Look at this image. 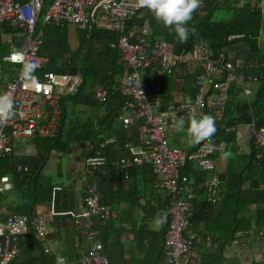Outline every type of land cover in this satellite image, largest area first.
<instances>
[{
  "label": "trees",
  "instance_id": "16d2710c",
  "mask_svg": "<svg viewBox=\"0 0 264 264\" xmlns=\"http://www.w3.org/2000/svg\"><path fill=\"white\" fill-rule=\"evenodd\" d=\"M14 1L22 2L23 0ZM45 5L44 2L43 12L35 24V30L42 32L38 55L43 58V64L40 71L33 73V79L40 80L43 73L53 72L78 76L81 81L73 94H61L57 99L56 121L52 132L43 137H33L25 142L33 150L32 156H27L24 160L15 158L13 154L0 158V177L7 176L10 182V190L0 194V206H5L7 216L24 215L31 218L35 215L36 207L50 204L52 187L57 186L60 190L55 192L52 201L54 210L67 211L69 208L63 203V195L61 196L65 189L47 181L42 173L45 172L50 155L65 156L73 150H78L83 154L82 148L88 146L90 150L85 156L88 158L97 155L103 159V163L88 171L86 169L83 175H80L88 185L96 187L100 202L106 198L115 204L122 197L120 191L125 189L129 192V197L127 196L126 199L129 202L134 201L130 208L137 210L136 201L143 198L145 193L149 192V195H154L156 176L149 165H143L128 169L127 179H124L125 171L114 165L118 157L124 154L122 144L128 141L137 142L142 131V124L139 121L126 128L117 122V117L122 116V107L128 100L119 94L126 69L119 61L118 51L110 48L117 34L107 28L96 29L94 27L90 32L85 30L79 43L75 41L74 45L69 42L70 36L65 24H42L41 16L46 10ZM260 8L251 7L248 0H202V15L197 16L195 11L192 20L188 22L187 27L195 28V34H190L186 43H179L176 33L157 21L148 9L146 15L142 18L137 15L130 23L136 28H140L143 24L147 26L148 46H151L153 41L162 39L173 46L175 53L191 51L200 41L205 43L214 54L221 51L227 54L233 48L241 49L236 57L242 59L243 71L257 74L258 77L251 85L253 86L251 87L252 94L246 98L239 90L230 87L221 117L215 118L217 132L214 136V143L227 144L226 150L233 151L237 146L234 141L237 131L240 132L245 127L247 129V126L251 124L256 127L264 124V54L260 53L257 45L264 6L263 9ZM14 34L18 35L17 29L0 25V37L9 35L10 38L11 45L7 44L8 51L10 47L18 48L21 43V37L16 36V39H13ZM232 35H241V37L229 40L228 37ZM4 45H6L5 42L0 41V49ZM149 70L158 72L144 76L142 82L147 86L150 83L158 84L159 94L165 95L164 92H168L171 86L180 91L185 89L189 99L194 96V75L180 73L176 69L162 71L155 64ZM3 83L0 81L1 89ZM97 90L107 92V97L103 102H97L94 99V93ZM148 91L151 92L152 88L148 87ZM238 96L240 98H236ZM75 106L91 107L90 115L80 111L73 120L72 107ZM46 108L48 111L51 110L48 106ZM99 112L102 113L101 116L97 115ZM47 115L45 124L49 123V113ZM209 115L213 116V114ZM169 129H175V125ZM248 134L249 151L245 156L247 157L246 164L240 165L237 162L239 167L231 168L230 163L228 169L218 177V184L215 186L217 197L215 203L211 204L205 200L203 187L199 185L194 189L190 186L193 190L190 192L192 196L189 199L188 231L196 235L193 240V249L199 256V264H239L236 248L240 249L247 243L246 241L253 239L249 232H252L254 237L264 228V192L256 190L257 183L264 181V147L258 146L253 135L249 132ZM107 137L112 138L113 141L99 147L98 144ZM207 143L205 141L201 144ZM257 151L260 160L253 165ZM218 152L213 151L209 157L214 160ZM236 157L239 159L241 156ZM77 158L79 160L81 156L78 154ZM17 164L25 165L27 169L15 172ZM252 168L253 172L249 171ZM245 169L249 172H245ZM259 169H262L261 178L258 173ZM181 171L189 182L194 179L196 183H199L200 176L203 174V180L208 177V174L200 172L192 162H186ZM156 187L164 192V199L160 200L157 193L154 205L141 204L143 207L138 209L140 213L152 214L153 221L157 213L161 211L167 213L169 207V196L158 186V183ZM5 196L9 198L8 204L2 201ZM5 219L0 216V221ZM115 219L108 220L98 229L97 238L102 242L104 249L115 243V241H111L110 244L106 242L109 235L121 231L119 225L117 227L115 224ZM136 221H130L129 226L136 231V238L140 243L138 246H143L142 239L145 234L147 237L145 248H152L151 245L154 243L157 244L158 249L161 248L162 238L168 224V213L165 223L158 231L149 230L147 221L139 214ZM53 236L55 235L38 239L29 229L28 233L20 238L19 253L10 264H55L57 254L50 246ZM65 241L67 242V239ZM47 242L50 251L44 253ZM69 248L70 251H74L73 243L69 244ZM229 252L230 255H228ZM64 257L73 259L72 254H66ZM248 264H264V256L256 261L251 258Z\"/></svg>",
  "mask_w": 264,
  "mask_h": 264
},
{
  "label": "built area",
  "instance_id": "2783aa9c",
  "mask_svg": "<svg viewBox=\"0 0 264 264\" xmlns=\"http://www.w3.org/2000/svg\"><path fill=\"white\" fill-rule=\"evenodd\" d=\"M45 0H0V25H6L18 30L21 43L18 48L10 50L2 60L12 66H18L15 77L2 86L1 95L8 94L13 101L14 115L0 121V158L15 153L18 145L33 137H43L52 132L56 121V101L61 94H73L80 83V78L71 74L46 72L40 80L22 77L23 65L34 62L38 65L35 72L41 70L43 58L38 55L42 32L35 30V24L41 14ZM254 2V3H253ZM253 6L256 0H250ZM202 3L196 10V15H202ZM143 8L138 6V0H51L44 14L42 24L73 25L76 29L90 32L95 27V17L98 10L106 14L109 21L107 29L117 34L110 48L118 51L119 61L126 71L122 77L119 94L128 100L123 105L122 116L117 122L126 128L139 121L142 124V136L134 143L128 141L122 144L124 154L118 157L114 165L126 171L134 166L150 165L153 174L160 178V187L169 196L168 224L163 235L160 259L157 264H199V257L193 249L195 233L188 231L190 201L187 178L180 173L186 161L197 165L201 170L211 172L209 180L202 183L205 188V200L215 203V186L217 173L215 162L209 156L206 144L200 145L191 153L178 147H169L164 137L163 127L173 128L179 117L189 120L192 110L197 116L204 111L219 119L227 99L230 87L239 90L243 97L252 94L251 85L257 80L256 74L242 71V60L233 59L229 53L217 54L200 41L191 51L175 53L173 46L162 39L147 45V26L140 28L130 25L133 18ZM11 45L9 35H4ZM241 37L232 35L228 39ZM157 65L162 71L176 69L180 73L194 75L195 93L192 99L184 102L165 103L159 94V85L150 83L147 86L139 80L138 71L150 69ZM148 87L152 91H148ZM38 100H34V98ZM107 97L105 90H97L94 99L103 102ZM51 110H47L46 107ZM49 113V123L45 124ZM247 131L253 135L259 146H264V124L256 127L247 126ZM112 138H105L99 147L111 143ZM25 151H28L26 149ZM103 159L95 155L85 159L87 167L99 166ZM25 171L26 167L17 164L15 172ZM10 187L7 178H0V194ZM264 189V183L260 185ZM55 190V189H53ZM54 192V191H53ZM53 192L51 196H53ZM51 216L65 215L72 228L82 235L85 248L80 249L78 242H73L77 256L67 259V264H108L103 246L97 238L99 225L114 217L111 207L100 202L99 193L94 185L86 188L85 194L75 203L72 211L56 213L50 209ZM4 210L0 209V216ZM29 229L38 239L55 234L56 228H46L44 217L35 214L31 218L22 215H12L0 223V264H10L19 253L18 241ZM258 235H264L259 232ZM50 250L47 246L44 253Z\"/></svg>",
  "mask_w": 264,
  "mask_h": 264
},
{
  "label": "crops",
  "instance_id": "0c3cea01",
  "mask_svg": "<svg viewBox=\"0 0 264 264\" xmlns=\"http://www.w3.org/2000/svg\"><path fill=\"white\" fill-rule=\"evenodd\" d=\"M242 1V0H241ZM250 3V0H248ZM258 1V4H260V6L257 8L263 9L264 6V0H256ZM241 3V2H240ZM254 3V2H253ZM250 6L252 7V5L250 4ZM255 7V6H254ZM144 8L142 9L141 12H143ZM141 12L138 14V16H140L142 18L143 14L141 15ZM201 16V15H200ZM96 26V24H95ZM107 27H101L99 29H104ZM68 35L71 36V34ZM247 38H250L249 36H247ZM6 42V40H5ZM70 43L72 44H76L75 40L70 38ZM257 45L259 48V51H261V54H264V15L262 16V22H261V27L259 30V35L257 38ZM238 52H241V49H236L233 48L231 49V53L234 54V56L236 57L237 54H239ZM242 60V59H241ZM125 73V72H124ZM161 76V75H159ZM166 87V86H165ZM165 95H161L164 98V102L166 103H174V102H184L189 100V95L188 93L185 92V89H182V91L178 90V89H174L173 87H169L168 92H164ZM188 127V123H185V131H181V133L183 135H185L184 137H182L181 139H172L171 143L172 144H179L180 142L185 144L186 149H184L187 152H191L192 150H194L198 145L200 144H193L191 143V138L187 135L186 130ZM247 133L248 137V131L245 128H243L240 132L237 131V134L235 135L234 141L237 144V146L234 148L233 151L231 150H227L230 151L232 153V155L228 158V159H221V154L220 152H218L215 156L214 162H215V171L217 173V178L219 176H221L226 169H228L229 164L231 163L232 167L231 168H238L239 165H237L238 163L240 165H245L246 164V158L245 157L248 154V146H247V142H248V137H245V134ZM110 138V137H109ZM181 148V147H180ZM83 154L80 153L79 155L81 156V158L78 160V156H74L75 150L69 152L67 155H71L72 156V160L71 161H81L84 158H87L85 156V154L87 152H89L90 148L87 147H83ZM240 154V155H239ZM55 155V154H54ZM66 155V156H67ZM57 156V155H56ZM236 156H241L239 157V159H237L238 157ZM83 158V159H82ZM248 160V159H247ZM238 162V163H237ZM80 166V164L78 165ZM143 166V165H141ZM97 166H93V167H87L84 164V160H83V164H82V169L73 172L72 173V177L69 180H72V184H69V188L71 190V199H72V203L70 204V206H72L73 208L75 207V203L76 201L84 195L85 190L88 186V184L85 182V179L83 178V176H81L80 174L83 175V172L88 171V169L90 168H95ZM139 167V166H136ZM253 168H257V167H253ZM253 168L249 171L253 172ZM248 171L247 169H245V172ZM248 171V172H249ZM258 173L260 174V178H261V173H262V169L258 170ZM77 174V180L80 182H82V185L80 186L82 189L80 191H75L78 189L79 187V182L76 181V184L74 185V181L76 180L75 176ZM127 172H126V177H124V173H123V178L127 179ZM258 177V176H257ZM70 178V177H68ZM201 181L199 183H196L195 180L193 179L190 183H189V188L190 186L193 187L194 189L197 188L200 183L202 182L203 178H204V174L203 176H200ZM156 185L158 183V186L160 187V182L159 179H157L156 177ZM192 184H196V185H192ZM156 185L154 186V183L152 184V187L154 186V195L151 196L149 195V192L146 194L145 196L141 199H139L138 201H136L138 203V206L136 205V209L137 210H133V208H130V205L134 203L133 202H129L126 197L129 195L125 189H123L121 193L122 197L120 199L117 200V202L114 204L112 203L109 199L104 198L102 203H107L112 211H113V215L114 217L111 219H115V224L119 225L121 231L117 234L112 233V235H109L108 239H107V243H111L115 241L114 245L110 246L109 248L104 249V253L108 259L109 264H156L160 258V254H161V248L158 249L157 244H153L151 245L152 248H145V242L147 237L144 234V237L142 239V244L143 246H138L139 240L136 238V231L135 229H133V227L129 226L130 221H134L137 222V218H138V214L140 216H142L148 223V229L152 230V231H158L160 226H157L155 221H153V215L151 214H144V213H140V211H138L139 207H143V205L141 204H147L149 203L150 205H154L156 203L157 200V193L159 194V198L160 200H163L165 197L164 192H162L160 189H157ZM197 186V187H195ZM161 188V187H160ZM247 188V185L245 187V189ZM75 191V195L73 194V191ZM193 189L190 188L189 192H191ZM99 193V192H98ZM129 197V196H128ZM69 206V208H70ZM35 213L37 214H41L44 216L45 222H46V226L47 228H56L57 232L53 235L51 239V249L53 250V252H55L57 255H61V256H66V254L73 255V258L76 257V251H70L69 248V244L73 243V242H78L80 244V249H84L85 248V244L83 243V239H82V235L76 231L74 228H72V226L70 225L69 221L64 218V217H60V216H51L50 210L48 208V206H38L35 209ZM116 228V227H115ZM99 229V228H98ZM67 239V242L65 241ZM69 241V242H68ZM117 241V244H116ZM121 244V245H119ZM256 261V260H254ZM245 261H243L242 263H244Z\"/></svg>",
  "mask_w": 264,
  "mask_h": 264
},
{
  "label": "clouds",
  "instance_id": "9594fccd",
  "mask_svg": "<svg viewBox=\"0 0 264 264\" xmlns=\"http://www.w3.org/2000/svg\"><path fill=\"white\" fill-rule=\"evenodd\" d=\"M201 3H202V0H138V6L140 8L148 9L153 14L154 18L157 21L161 22L165 27L173 30L176 33L179 43H186L188 41V39H189L190 34H195V28H191L190 29L189 27H187V25H188V22L192 20L194 12L200 7ZM239 5H241V4H239ZM229 55L233 59H240V58L235 57L234 54L231 53V52L229 53ZM37 67H38V65L36 63H34V62H26V63H24L23 69H22V77L25 78V79H29V80L33 79L34 78L33 77V73L36 71ZM242 71H243V64H242ZM243 72H246V71H243ZM247 73H249V72H247ZM62 95H67V94H62ZM206 112L207 111H204V113L201 116H199V117L197 116L195 110H192L190 112L189 120H188V127H187V130H186L187 135L191 138V143H193V144H201L202 142L207 141L208 143L206 144V147H207L208 151H210V152L211 151H219L220 154H221V159H225L226 160L232 155V153L230 151L226 150L228 148L227 144L221 142L219 145H217V144L214 143V136H215V133L217 132V128H216V124H215V118L213 116L209 115L210 113H208V112H207L208 114H206ZM13 115H14V112H13V101H12V98L8 94L0 95V121L10 119ZM175 128H176V130L178 132L179 131H185V120H184L183 117L177 118V120L175 121ZM142 132L143 131H141V133L139 134V137H138L137 141L142 136V134H143ZM165 140H166V138H165ZM254 140H255V138H254ZM166 142H167V140H166ZM134 143H136V142H134ZM255 143H256V141H255ZM167 145H168V142H167ZM169 147H172V146H169ZM198 147H196V148H198ZM261 147H264V146H261ZM26 149H28V151H25ZM29 149H31V148L28 145L20 143L18 145V149H16L17 151L15 153H13V155L15 156V158L27 157L30 154L29 153ZM18 152H20V154H17ZM185 152H187V151H185ZM191 152H187V153H191ZM254 159H255V161H253L252 164L256 165L257 164L256 162L260 160V156H259L258 151L256 152ZM186 162H189V161H186ZM193 165L200 172H204V173L208 174V177L205 178L200 183V186L203 187L202 183L210 179L211 172L209 173L208 171L201 170L194 163H193ZM184 166H185V164H184ZM181 169H180V173L184 174L181 171ZM155 176L159 179V182H160V178L157 175H155ZM2 177H6L8 183L10 185L8 177L7 176H2ZM217 180H218V178H217ZM189 183L190 182L187 179L188 187H189ZM262 183H264V181H261V182L257 183L256 190L259 191V192H264V189L260 188V185ZM88 186H90V185H88ZM53 189H55V190H53ZM203 189L205 190L204 187H203ZM9 190H10V187L6 191H9ZM59 190H60V188L57 187V186H53L52 187V190H51V193H50L51 202L48 205L49 210L52 209V211H54L56 213H65V212H68V211H72V210H67V211H64V212H58V211L54 210L52 201H53L55 192H58ZM189 190H190V188H189ZM6 191H4V192H6ZM52 192H53V196H51ZM3 193H1V194H3ZM0 209L4 210V215H2L3 217L7 218V217L12 216V215H9V216L6 215V213H5L6 209H5L4 205L0 206ZM167 213H168V211H167ZM167 213L165 211H161V212L157 213V215L155 217V223H156L157 226H162L165 223ZM22 216H24V215H22ZM56 216H60V217L62 216V217L66 218L69 221L68 217L65 216V215H56ZM4 221H0V223H2ZM44 221H45V219H44ZM69 223H70V221H69ZM45 224H46V222H45ZM100 226L101 225H99V227ZM46 228H47V226H46ZM263 231H264V228L261 231H258L255 234L254 237H253V233L249 232L250 236L253 238L251 241H253V242L262 241V238H264V235L260 236V235H258V233L259 232H263ZM49 235H53V234H49ZM19 241H20V239H19ZM19 241H18V243H19ZM162 241H163V239H162ZM101 244H102V242H101ZM233 245L236 246L235 244H233ZM247 246H249L248 243H246L245 245L240 247V249L236 248V252L239 251V250L246 249ZM161 249H162V247H161ZM103 252H104V246H103ZM76 256H77V252H76ZM107 261H108V259H107ZM199 262H200V259H199ZM55 264H67V258L64 257V256H61V255H57L56 259H55Z\"/></svg>",
  "mask_w": 264,
  "mask_h": 264
},
{
  "label": "rangeland",
  "instance_id": "374dc122",
  "mask_svg": "<svg viewBox=\"0 0 264 264\" xmlns=\"http://www.w3.org/2000/svg\"><path fill=\"white\" fill-rule=\"evenodd\" d=\"M51 0H45V7L47 9L49 3ZM43 12V10L41 11ZM146 15L147 14V9L143 10V12H141V15ZM95 24H96V29H99L101 27H107L109 26V21L107 19V16L105 13H103L101 10H98L96 13V17H95ZM65 28L68 30L69 34H71L70 38L74 39L76 41V43H79V41L81 40L84 31L76 29L75 26L73 25H65ZM16 36L19 37L18 35L14 34L13 35V39H16ZM5 40H7L5 38L4 35H2L0 37V41L1 42H5ZM6 45H4L3 47H1L0 49V81L1 82H7L10 81V78H14L15 77V73L18 71V66H12L6 62H4L1 58V56H6L7 55V41L5 42ZM240 53V52H238ZM154 71H151L149 69L145 70V71H138V75H139V80L143 81V77L146 75H149L151 73H153ZM158 71H155L154 73H156ZM3 83V84H4ZM2 87V86H1ZM253 88V86H251ZM1 91L2 89L0 88V95H1ZM58 93L62 94V90L58 89ZM236 98H240L239 96ZM34 100H38V98H34ZM69 106H71L69 104ZM92 110L91 107H87V108H79L77 106L72 107V111L74 113L73 116V120L76 119V117L78 116L80 111L85 112L86 114L90 115V111ZM85 114V116H86ZM98 116H101L102 113L99 112L97 113ZM81 119V117H80ZM185 123H188V121H185ZM163 133H164V137L166 138L168 145L172 146V147H181V149H186L185 144L180 142L179 144H172L171 141L172 139H181L182 137H184L185 135H183L181 133V131H177L176 128L175 129H169L167 126L163 127ZM187 133V132H186ZM245 137H248L247 133L245 134ZM23 144H25V142H23ZM27 145V144H25ZM30 153V154H29ZM29 156L33 155V150L29 149ZM17 154H20V152H18ZM78 154H80V152L78 150H75L74 156H78ZM71 155H65V156H56V155H50L49 157V161L46 164L45 167V172H43L42 174L45 175L46 180L49 181L50 183H52L53 185H58L61 186L63 188V190L65 189L64 194L61 193V196L63 197V203L69 208L70 204L72 203V197H71V190L69 188V184H72V173L78 170L82 169V164H83V160H81L80 162L77 161H71L72 159ZM18 159H26V157H18ZM80 164V166H78ZM70 177V178H68ZM77 174L75 176L76 180L74 181V185L76 184V181H78L77 178ZM158 179V178H157ZM79 182V181H78ZM82 185V182H79V187L77 190L75 191H80L82 188L80 187ZM73 191V190H72ZM75 191H73V194L75 195ZM67 192V193H66ZM3 202H6L7 204L9 203V198L8 196H5V198L2 200ZM74 208L72 206H70V208L68 210H73ZM246 241V239L244 240V242ZM249 246L246 247V249L244 250H239L237 251L236 254L239 261V264H248V260H250L251 258L253 260H259L261 256H264V238H262V241H258V242H253V241H246ZM228 255H230V252L228 253ZM247 257V258H246ZM248 259V260H247ZM243 261H245L244 263H242Z\"/></svg>",
  "mask_w": 264,
  "mask_h": 264
}]
</instances>
